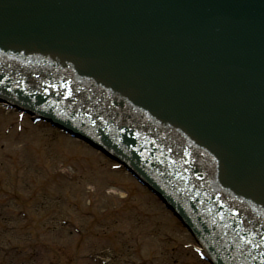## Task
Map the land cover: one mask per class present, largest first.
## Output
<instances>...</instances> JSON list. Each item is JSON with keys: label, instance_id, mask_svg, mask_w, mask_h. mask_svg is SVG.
<instances>
[{"label": "water", "instance_id": "1", "mask_svg": "<svg viewBox=\"0 0 264 264\" xmlns=\"http://www.w3.org/2000/svg\"><path fill=\"white\" fill-rule=\"evenodd\" d=\"M0 102L123 163L211 264H264V0H0Z\"/></svg>", "mask_w": 264, "mask_h": 264}, {"label": "rangeland", "instance_id": "2", "mask_svg": "<svg viewBox=\"0 0 264 264\" xmlns=\"http://www.w3.org/2000/svg\"><path fill=\"white\" fill-rule=\"evenodd\" d=\"M112 165L0 106V264H93L94 253L107 264H210L162 202Z\"/></svg>", "mask_w": 264, "mask_h": 264}]
</instances>
